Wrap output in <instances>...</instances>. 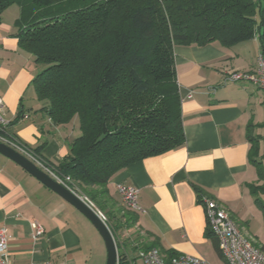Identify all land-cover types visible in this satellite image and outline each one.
Segmentation results:
<instances>
[{
	"label": "crops",
	"instance_id": "obj_1",
	"mask_svg": "<svg viewBox=\"0 0 264 264\" xmlns=\"http://www.w3.org/2000/svg\"><path fill=\"white\" fill-rule=\"evenodd\" d=\"M20 7L0 14V98L2 118L28 150L41 148L51 165L70 153L80 134L79 121L56 124L42 109L32 80L42 69L35 57L19 46L15 36ZM261 53L257 37L231 47L214 42L176 46V69L182 98L185 143L168 153L134 162L116 174L109 188L119 201L118 184L138 188L136 230L141 242L159 241L166 254H188L223 264L216 242L207 235L206 212L194 185L224 205L243 233L261 247L259 236L245 218L251 183L261 184L250 161V123L258 126L264 92L250 81L225 82L229 71L253 72ZM260 101V104H259ZM264 126V122L262 123ZM34 223L43 232L37 233ZM10 235L9 257L15 263L50 260L53 264H106L107 250L98 231L75 206L47 187L18 163L0 153V229ZM123 236H121V239ZM127 245L130 257L134 247Z\"/></svg>",
	"mask_w": 264,
	"mask_h": 264
},
{
	"label": "trees",
	"instance_id": "obj_2",
	"mask_svg": "<svg viewBox=\"0 0 264 264\" xmlns=\"http://www.w3.org/2000/svg\"><path fill=\"white\" fill-rule=\"evenodd\" d=\"M14 4L19 46L42 65L32 80L42 109L56 124L79 121L70 153L46 163L108 215L121 259L130 256L127 245L137 243L134 252L160 248L158 240L142 243L140 231L121 239L139 216L128 206L120 216L110 181L130 164L185 143L175 47H231L257 37L264 53V0H0V14ZM256 127L247 128L250 161L264 181ZM4 132L19 142L8 127ZM42 146L28 150L40 159ZM194 186L202 202L206 192ZM249 188L264 191L257 183ZM207 235L224 258L210 227Z\"/></svg>",
	"mask_w": 264,
	"mask_h": 264
},
{
	"label": "built area",
	"instance_id": "obj_3",
	"mask_svg": "<svg viewBox=\"0 0 264 264\" xmlns=\"http://www.w3.org/2000/svg\"><path fill=\"white\" fill-rule=\"evenodd\" d=\"M250 81L257 85L264 92V53L258 56V65L253 72L229 71L226 73L225 82ZM4 101L0 98V141L6 143L16 150L24 153L32 159L38 166L49 173L57 181L70 188L45 162L36 158L18 141L10 138L4 131L8 123L2 118L4 111ZM73 192L80 195L74 189ZM117 190L125 204L133 210L139 209L138 205V188L134 185L118 184ZM89 205L94 207L103 221H107L104 212L99 210L87 197L80 195ZM208 226L218 241L219 249L228 264H264V251L258 247L255 240L247 237L241 227L228 209L218 201L207 195L202 197ZM38 234L43 230L38 223H34ZM10 235L6 228L0 229V264H53L50 260L40 262L15 263L9 257ZM116 264H213L203 257L176 254L168 257L160 248L153 247L147 250L140 249L134 257L128 256L124 261L120 255L117 257Z\"/></svg>",
	"mask_w": 264,
	"mask_h": 264
},
{
	"label": "water",
	"instance_id": "obj_4",
	"mask_svg": "<svg viewBox=\"0 0 264 264\" xmlns=\"http://www.w3.org/2000/svg\"><path fill=\"white\" fill-rule=\"evenodd\" d=\"M0 153L18 163L29 173L34 175L38 180H40L43 184L58 193L62 198H64L66 201L75 206L81 213H83L91 221V223L104 239L107 250L106 264L117 263L119 249L116 239L107 222L103 221L100 218L94 207L89 205L88 202L80 195L76 194L70 188L57 181L49 173L38 166L27 155L16 150L12 146L0 141Z\"/></svg>",
	"mask_w": 264,
	"mask_h": 264
},
{
	"label": "rangeland",
	"instance_id": "obj_5",
	"mask_svg": "<svg viewBox=\"0 0 264 264\" xmlns=\"http://www.w3.org/2000/svg\"><path fill=\"white\" fill-rule=\"evenodd\" d=\"M259 104H260V101H259ZM263 110H264V108L259 111V114H262ZM263 119H264V113H263V117L261 120H263ZM262 123L258 126V128H260V129L264 128ZM259 136H260V147H259L260 149L258 151L257 159H259L260 161H263V164H264V140H263L262 135H259ZM261 185H264V181L261 182ZM257 198L260 201L259 203H256ZM250 199L251 200H250L249 206L247 208L248 213L246 214L245 218L249 221L250 228L255 233H257L259 236H264V208L262 207V204H264V191L261 190L258 192V194L250 195ZM123 206L126 207L127 205L125 204V202L123 201V199L121 197V200H119V204L116 205V207H115L116 211L120 212V216L123 215V213H125ZM105 215L108 217V215L106 213H105ZM236 222L240 226V224L237 220H236ZM136 231H137L136 227H134L133 230H131V231H124L123 233L121 232L120 236H127V235H130L132 233H134V235H136ZM97 233H98L99 245H101V247H104V249L106 250L104 239L102 238V236L100 235L99 232H97ZM247 237H249V236H247ZM123 238H125V237H123ZM221 260H222L223 264H226V262L223 259H221Z\"/></svg>",
	"mask_w": 264,
	"mask_h": 264
}]
</instances>
